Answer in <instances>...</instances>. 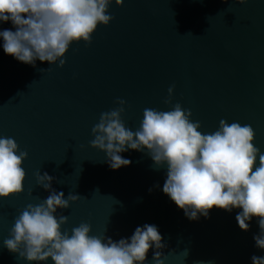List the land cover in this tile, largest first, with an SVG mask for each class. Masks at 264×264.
<instances>
[{
	"label": "water",
	"instance_id": "water-1",
	"mask_svg": "<svg viewBox=\"0 0 264 264\" xmlns=\"http://www.w3.org/2000/svg\"><path fill=\"white\" fill-rule=\"evenodd\" d=\"M107 14L114 18L98 25L90 44L70 45L62 67L20 62L5 54L0 37V137L28 153L23 191L0 197V264H54L29 262L3 245L20 212L50 194L38 185V171L55 177L52 188L65 198L80 195L57 210L68 217L62 232L87 222L90 235L119 241L153 224L166 245L164 264H252L253 255L264 256L253 239L257 217L248 231L236 220L240 208L213 207L190 220L163 193L167 168L157 169L147 150L121 153L131 164L113 170L90 141L100 114L120 107V98L133 131L144 109L179 103L204 134L221 119L250 125L264 153V0H112ZM3 29L15 30L11 21H0ZM154 251L144 264H153Z\"/></svg>",
	"mask_w": 264,
	"mask_h": 264
},
{
	"label": "clouds",
	"instance_id": "clouds-1",
	"mask_svg": "<svg viewBox=\"0 0 264 264\" xmlns=\"http://www.w3.org/2000/svg\"><path fill=\"white\" fill-rule=\"evenodd\" d=\"M112 0H0V21H11L15 30H0L5 54L35 66L36 61L49 64L63 58L73 42L92 41L99 24L108 25L114 18L107 14ZM244 3L245 0H239ZM123 5L124 0H115ZM174 85L168 89L171 103ZM120 107L102 112L92 128L90 144L105 152L110 168L117 170L131 164L121 153L129 149L147 150L157 169L166 166L163 193L184 210L190 220L208 217L213 207L236 215L239 227L248 231L253 217L258 218L259 234L255 247L264 250V153L253 141L250 125L219 121L212 133L199 131L190 109L176 103L169 111L146 108L140 126L133 131L125 126L121 114L126 101L117 99ZM27 151L19 150L14 138L0 137V197L7 198L23 191L26 172L22 163ZM257 157L259 164L257 166ZM37 183L50 194L39 204L29 203L15 218L9 238L3 245L29 262L54 264H144L150 249L153 264H164L166 245L156 225L137 227L130 238L119 241L111 237L90 235L91 225L81 222L70 231H61L68 221L57 216L58 209H68L79 194L52 188L55 177L36 173ZM151 191V189H149ZM252 264H264V256L253 255ZM203 264V262H201Z\"/></svg>",
	"mask_w": 264,
	"mask_h": 264
}]
</instances>
